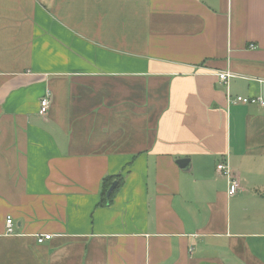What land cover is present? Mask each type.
I'll return each instance as SVG.
<instances>
[{"label":"crops","instance_id":"1","mask_svg":"<svg viewBox=\"0 0 264 264\" xmlns=\"http://www.w3.org/2000/svg\"><path fill=\"white\" fill-rule=\"evenodd\" d=\"M236 96L264 99V0H0V264H264Z\"/></svg>","mask_w":264,"mask_h":264},{"label":"built area","instance_id":"2","mask_svg":"<svg viewBox=\"0 0 264 264\" xmlns=\"http://www.w3.org/2000/svg\"><path fill=\"white\" fill-rule=\"evenodd\" d=\"M229 74L226 72L218 73V78L222 83H226ZM231 103L234 104H257L259 106H264V99L257 96V97H248V96H236L230 100ZM51 103V94L48 90L43 94V96L39 100V109L38 113L40 115H45L48 112L49 106ZM215 172L218 175H222L227 179V194L228 196H232L236 194L240 190V185L238 178L233 176L231 170L229 169L228 165L223 162H219L215 166ZM6 232L12 233V219L11 217H7L6 221ZM42 238H39L38 241L41 242Z\"/></svg>","mask_w":264,"mask_h":264},{"label":"trees","instance_id":"3","mask_svg":"<svg viewBox=\"0 0 264 264\" xmlns=\"http://www.w3.org/2000/svg\"><path fill=\"white\" fill-rule=\"evenodd\" d=\"M106 179L103 180L102 199H101V201L99 203H103V202H106V201H109V202L111 201V196L108 199L105 198L106 190L109 187V183H107Z\"/></svg>","mask_w":264,"mask_h":264},{"label":"water","instance_id":"4","mask_svg":"<svg viewBox=\"0 0 264 264\" xmlns=\"http://www.w3.org/2000/svg\"><path fill=\"white\" fill-rule=\"evenodd\" d=\"M186 161H187L186 159H182L178 163H180L181 165L184 166V163H186ZM183 169H186V166H184ZM115 185H116V182H112L110 187L107 189L106 197H109L111 195V193L113 192L114 188L116 187Z\"/></svg>","mask_w":264,"mask_h":264}]
</instances>
